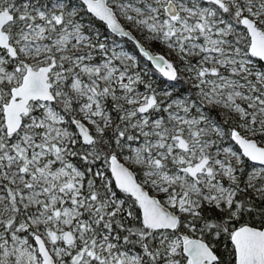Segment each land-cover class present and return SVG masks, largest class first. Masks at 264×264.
Instances as JSON below:
<instances>
[{
  "label": "snow or ice",
  "instance_id": "obj_1",
  "mask_svg": "<svg viewBox=\"0 0 264 264\" xmlns=\"http://www.w3.org/2000/svg\"><path fill=\"white\" fill-rule=\"evenodd\" d=\"M0 264H264V0H0Z\"/></svg>",
  "mask_w": 264,
  "mask_h": 264
}]
</instances>
